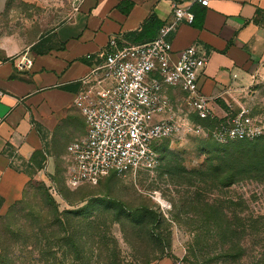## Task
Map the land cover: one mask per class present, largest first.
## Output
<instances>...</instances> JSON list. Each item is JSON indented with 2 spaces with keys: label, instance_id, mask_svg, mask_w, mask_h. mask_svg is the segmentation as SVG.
Instances as JSON below:
<instances>
[{
  "label": "rangeland",
  "instance_id": "1",
  "mask_svg": "<svg viewBox=\"0 0 264 264\" xmlns=\"http://www.w3.org/2000/svg\"><path fill=\"white\" fill-rule=\"evenodd\" d=\"M72 8V0H0V55L3 48L31 50ZM174 98L181 102L183 94L177 91ZM75 113L72 126L61 127L41 153L21 163L29 179L17 205L2 211L3 259L258 264L264 252V180L249 170L246 148L264 135L226 142L164 140L154 169L73 187L67 182V147L85 133L84 120ZM218 118L215 114L210 124ZM229 174L236 180L228 185Z\"/></svg>",
  "mask_w": 264,
  "mask_h": 264
},
{
  "label": "crops",
  "instance_id": "2",
  "mask_svg": "<svg viewBox=\"0 0 264 264\" xmlns=\"http://www.w3.org/2000/svg\"><path fill=\"white\" fill-rule=\"evenodd\" d=\"M71 12L27 50L30 68H19L24 52L0 55V214L20 199L29 175L21 163L43 151L50 135L74 124L76 94L83 79L103 62L99 54L112 35L158 29L147 20L166 22L173 0H72ZM194 22H182L171 33L173 53L197 45L206 53L198 88L216 115L242 106L254 114L264 106V0H183ZM259 111V112H258ZM85 126V122H84Z\"/></svg>",
  "mask_w": 264,
  "mask_h": 264
},
{
  "label": "built area",
  "instance_id": "3",
  "mask_svg": "<svg viewBox=\"0 0 264 264\" xmlns=\"http://www.w3.org/2000/svg\"><path fill=\"white\" fill-rule=\"evenodd\" d=\"M208 5L209 0H198ZM194 13L174 3L171 18L158 35L143 43H125L112 35L100 51L103 62L94 67L74 99L85 122V133L67 147V182L73 187L95 185L111 173L136 174L160 164L156 145L164 139L196 137L217 142L255 139L264 135V113L249 107L219 116L198 88L206 53L197 45L175 57L171 33ZM122 42L123 44H120ZM33 59L24 51L19 68ZM180 91L183 100L174 94Z\"/></svg>",
  "mask_w": 264,
  "mask_h": 264
},
{
  "label": "trees",
  "instance_id": "4",
  "mask_svg": "<svg viewBox=\"0 0 264 264\" xmlns=\"http://www.w3.org/2000/svg\"><path fill=\"white\" fill-rule=\"evenodd\" d=\"M175 3H181L183 2V0H173ZM195 18V16H194ZM194 22V21H193ZM147 23L151 24L152 26H154L156 29H158V33L160 31V28L164 25L165 22H161L159 21L155 16H151L148 20ZM145 31H146V26H145V30L140 31V32H133V33H128L127 34V40H125V43H143V42H147L150 41L152 39H154L158 33L156 35L150 36L145 38ZM120 44H123L122 42H120ZM200 139H204V138H200ZM164 140H168V139H164ZM164 140L160 141L157 145L156 148H158V146L160 145L161 142H163ZM212 140V139H209ZM158 150V149H157ZM248 154H249V161H248V165H249V170H252L255 173V176H257L258 178H261V180H264V139L259 140L255 143H252L250 145L247 146L246 148ZM38 153H41V151H37L35 153V155H37ZM34 155V156H35ZM251 171V172H252ZM117 174L115 173H111L103 178H101L99 180V182L97 184H99L103 179H105L106 177L109 176H115ZM230 178H228L227 184L229 185L230 183H234L236 180V176H234V174H229ZM234 176V177H233ZM95 184V185H97ZM82 185H91V184H82ZM4 202V199L2 197H0V209L1 206ZM17 201H15L14 203H12L9 207L12 210L15 207V204ZM20 203V202H18ZM36 216L39 217V219H44L45 217H42L40 215V213H36ZM5 215L0 214V225L2 223V221H4L5 219ZM153 222V221H152ZM0 264H10L9 261L7 259H3L2 255L0 254ZM258 264H264V252L262 253L261 257L259 258Z\"/></svg>",
  "mask_w": 264,
  "mask_h": 264
}]
</instances>
